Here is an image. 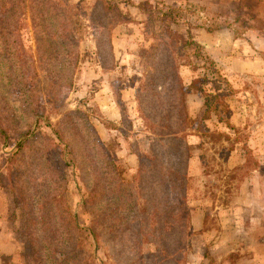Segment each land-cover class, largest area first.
I'll use <instances>...</instances> for the list:
<instances>
[{"label":"rangeland","instance_id":"rangeland-1","mask_svg":"<svg viewBox=\"0 0 264 264\" xmlns=\"http://www.w3.org/2000/svg\"><path fill=\"white\" fill-rule=\"evenodd\" d=\"M22 1L25 11L17 24L0 10V34L5 39L3 45L0 42V254L4 252L0 264H24L29 242L20 231L27 222L28 207L17 193L30 192L25 191L21 177L41 164L29 166L32 149L45 146L53 156L38 176L48 178L47 192H64L82 227L72 244L83 250L88 262L226 264L230 256L228 264H244L243 257L250 254L238 245L243 230L232 228L227 238L228 220L233 221L234 214L221 209L226 205L245 207L244 213L235 212L236 221L250 223L255 227L251 235L264 237V230L257 229L264 226V9L260 7L264 0H116L113 4L109 0H59L70 7L67 14L79 41V62L73 75L66 55L67 40L63 41L61 60L43 61L33 73L29 58H34L36 40L45 32L33 23L28 8L31 0ZM55 1L48 0L51 5ZM91 17L107 28L98 34L104 33L102 45L110 40L109 52L106 46L104 52L98 50ZM15 25H19L18 31ZM168 28L197 44L182 48L179 38H173L172 49L184 84L205 78L199 82L205 92L192 89L185 95L184 125L175 123L174 118L175 126L183 125L190 155L187 163L181 158L182 164L174 143L151 133L137 102L150 66L155 64L159 69L163 65L160 38ZM26 69L31 75L24 82ZM160 80V104L150 115L160 113L168 118L171 85ZM209 106H215L218 113L207 111ZM177 112L180 115L179 109ZM88 124L110 150L119 178L135 192L144 185L143 180L138 181L141 162L152 169L146 173V196L151 190L160 191L155 189V171L167 173V199L180 208L182 222L179 227L173 223V228L167 215L170 229L166 245L160 237L164 229H155L150 215L134 254L126 251L127 246L118 254L117 244L105 241V234L96 241L90 236L87 227L103 203L90 193L94 186L85 189L70 153L79 145L77 131L84 135ZM28 130L34 132L36 140L27 144L21 158L11 159ZM51 142H60L61 151L65 148V163L56 156L58 149ZM153 146L159 155L154 166L148 156ZM99 164L98 159L91 162L86 158V186ZM32 178L31 174L30 184L36 185L39 180ZM53 182L65 183V190L55 191ZM141 195L132 208L134 220L143 208H151L150 201L148 205L144 202V193ZM63 216L68 221L67 214ZM201 231L207 234L204 238ZM7 239L12 247L2 245ZM208 240H216L217 245ZM201 242L208 243L204 252V246L199 248Z\"/></svg>","mask_w":264,"mask_h":264},{"label":"trees","instance_id":"trees-1","mask_svg":"<svg viewBox=\"0 0 264 264\" xmlns=\"http://www.w3.org/2000/svg\"><path fill=\"white\" fill-rule=\"evenodd\" d=\"M109 1L110 4H113L116 0ZM23 5L25 4H23L22 0H0L1 13L5 16H9L13 20V23L15 21L16 24L19 16L24 14L25 8ZM28 6L33 23L40 25L45 32L43 37L36 40L34 58L32 56L29 58L33 73L36 72L37 66L42 64L43 61H50L51 58L52 61L61 60L64 55L63 41L67 40V45L65 46L67 51L66 55H68L73 75L79 62L80 47L76 32L70 21L71 15L67 14V11L70 12L69 5L59 0H56L52 5L49 4L48 0H31ZM71 7L73 6L71 5ZM90 21L93 23L94 29L97 33L98 50L102 53L105 51L104 46H106L109 52L111 48L110 40L107 39L105 44L102 45L101 39L104 36L103 32H106L107 28H105L103 24L98 23V21L92 17L90 18ZM15 29L18 31L19 25H15ZM100 31H103V34H98ZM166 31V35L160 38L162 45L161 50L162 53H164L163 65H161L159 69L156 68L155 64L150 66L147 81L142 86L140 95L137 94V102L141 117H143L144 121L150 123L149 127L151 133L154 136L159 137V139L165 137L168 138V142H173L177 147L179 163L182 164L181 158H184L187 163L190 156L188 144L185 140L186 133L183 129L184 122H186L187 119V112L184 104L185 95L192 89L201 92L203 90V92H205L199 85V82L205 78H193L189 84H184L179 76L178 64L176 63L175 53L172 49L173 38H179L178 41L182 48L196 44V42L191 38L185 37L184 34L178 33L169 28ZM0 42L2 45L5 42L3 34H0ZM26 71L27 69L23 72V79H25L24 82H27V78L31 75L26 73ZM157 79H161L163 82L168 81L171 85L169 97V106L171 109L168 118L163 117V114L160 113L150 115L153 111L154 113L156 112V109L160 104L157 92L159 91L161 84L157 82ZM177 109H179L180 115H178ZM215 109V106L207 107V111ZM215 111L217 112V110ZM174 118H177L176 122ZM170 120H172L173 123H169L168 121ZM164 122L167 123L163 124ZM174 122L183 123L182 128L175 126ZM86 129L87 131L84 135L81 134L80 131H77L79 145L70 149V153L75 157L76 162H73L79 170V176L85 189L87 187L91 189L94 186V192L90 193L93 194V196L98 195L97 198H99L100 203H103L102 206L98 208L99 210H97V212H93V222L87 227L90 236L96 241L102 234H105L107 237V240L105 241L117 244L112 246L115 248L117 247L116 251L118 254L123 253L126 246H130L129 250H127L126 247V251L130 254H134L135 249H137L139 236L150 215V220H155L156 222L157 226L155 229H164V233L160 234V237L164 238L163 243L166 245V242L169 239L168 233L170 229L167 215L171 216L173 228V223L176 227H179L182 222L179 213L180 208H178L176 204H170L167 199L168 193L165 191L166 178L168 177L167 173H164V171L161 172L159 169L155 171V181L157 184L155 183L154 185L155 189L160 191L153 192V190H151V192H147L146 196V192H144L146 187H148L146 173L150 172L152 169H150L145 163L141 162L138 170V181L140 183L141 180H143L144 185L140 187L137 185L138 192H135L131 186H128L121 178H119V172L110 155V150L100 140L91 124H88ZM32 132L33 131L28 130L22 135L17 143L18 150L13 154L11 159L21 158L22 151L27 144L32 140H36L34 139L35 134ZM57 140H60V136L58 135ZM51 143L54 148L58 149L56 156L58 158H64L62 160L63 163H65L66 158L63 153L65 148L61 151L59 149L60 142ZM91 151L95 154L92 155L90 153ZM149 152L150 154L148 156L152 158L151 162L154 166L153 162L159 157V155L155 151L154 146ZM51 156L53 155L50 154L47 146L42 149L40 147L32 149L28 158L29 166L39 162H41V164L39 166L36 165L32 173L28 174L24 172L21 177L25 191H30L17 193L24 206L28 207L27 222L25 223V227L20 231L21 237L29 242L28 252L24 256V264H92V262L86 260L83 250L72 244L82 227L80 226L76 215L71 212L70 207L65 201L64 192H47L50 188L47 183L48 178L44 176L41 179L38 176L39 174H43L46 167L44 164ZM86 158L91 162L96 159L100 161V164L97 167L94 166L95 168H93L90 173L88 186H86L85 182ZM52 167L54 168L53 165ZM36 169H38L37 173L35 172ZM31 174L33 175L32 179L39 180L36 185L30 184ZM57 179L60 181L59 178ZM53 183L54 185L57 184V182ZM63 184L64 186L62 185V182L58 183L55 191H64L66 186L65 183ZM39 187L41 189H39ZM142 193H144L146 197V201L144 202L147 204V201H150L151 208L149 211L146 207L143 208L145 211L140 212L139 217L134 220L132 219V208L135 206L139 194L142 198ZM162 200L164 202H162ZM158 206H161V210L158 209ZM161 213L162 216L160 215ZM63 214H67L68 221H66ZM100 218L103 220L101 221ZM122 237L125 239H122ZM164 249H166V247ZM171 250L172 249L167 246V251H169V253H171Z\"/></svg>","mask_w":264,"mask_h":264},{"label":"crops","instance_id":"crops-1","mask_svg":"<svg viewBox=\"0 0 264 264\" xmlns=\"http://www.w3.org/2000/svg\"><path fill=\"white\" fill-rule=\"evenodd\" d=\"M260 7H263V9H264V3H263V6H260ZM259 13L262 14V10H260ZM263 19H264V16H263ZM237 210L238 211H243V213H244L246 211V208L243 207V206H227L226 205L223 209H221V211L227 212L228 214L229 213L234 214L233 215V221H232V219H229L228 220V222L230 224H228V228H227V231H226L227 238H229L230 235H232V233H233V229L232 228H237V229L243 230L242 231V239L240 240L241 242H239L238 245L239 246H244V248L246 249V251L250 254L249 255V258L248 257H245V256L243 257V259L245 261L244 264H264V237H262V235L259 236V237L254 236V235H251V231L250 230L251 229H254L255 227H251V224L250 223H247L245 221H240V220H237L236 221L235 212ZM259 211H263V209L262 210H259ZM257 229L258 230L259 229H263L264 230V226L263 227L260 226ZM199 235L204 238V236L207 235V234L204 231H201L199 233ZM244 235L246 237L245 240H244ZM208 241H209L210 244H213V246L217 245L215 243L216 240H208ZM232 244H237V242L232 241ZM2 245L3 246L4 245L5 246L11 245V247H12V245H14V244L9 239H7V241H4L2 243ZM206 245H208V243L207 244H204V243L202 244V242H201L199 244V248L200 247L202 248L204 246L203 247V252H204L205 249H206V247H205ZM230 250L233 251V248L230 249ZM230 250L227 251V254L230 253ZM11 251H14V248H12ZM203 252H200V250H197V253H203ZM3 253L0 254V258H2V256L4 255ZM205 253H207V252H205ZM205 253H203V254H205ZM208 254L211 255V252L210 253L208 252ZM229 259H230V256L226 258V264H228ZM229 264H231V263H229Z\"/></svg>","mask_w":264,"mask_h":264}]
</instances>
